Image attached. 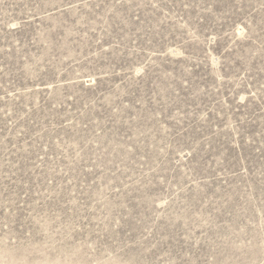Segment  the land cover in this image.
I'll use <instances>...</instances> for the list:
<instances>
[{
  "label": "rangeland",
  "instance_id": "rangeland-1",
  "mask_svg": "<svg viewBox=\"0 0 264 264\" xmlns=\"http://www.w3.org/2000/svg\"><path fill=\"white\" fill-rule=\"evenodd\" d=\"M0 264H264V0H0Z\"/></svg>",
  "mask_w": 264,
  "mask_h": 264
}]
</instances>
